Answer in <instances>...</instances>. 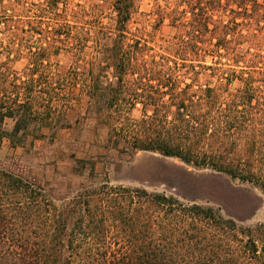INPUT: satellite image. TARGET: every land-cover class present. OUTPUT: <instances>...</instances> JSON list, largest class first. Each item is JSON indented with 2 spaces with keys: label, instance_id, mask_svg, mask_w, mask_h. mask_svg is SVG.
Returning <instances> with one entry per match:
<instances>
[{
  "label": "trees",
  "instance_id": "trees-1",
  "mask_svg": "<svg viewBox=\"0 0 264 264\" xmlns=\"http://www.w3.org/2000/svg\"><path fill=\"white\" fill-rule=\"evenodd\" d=\"M41 1H8L0 13V51L7 62H28L25 81L10 79L0 63V125L13 121L0 141L17 148L45 138L56 102L79 85L95 130H107L106 147L118 158L155 153L264 196V5L148 0L154 29L168 21L176 31L155 52L149 33L130 29L142 0H114L111 27L92 26L93 54L82 56L67 0ZM216 9L230 20H214ZM73 46L85 66L53 73V57ZM73 194L54 199L0 169V264H264V223L243 228L218 209L107 181Z\"/></svg>",
  "mask_w": 264,
  "mask_h": 264
},
{
  "label": "rangeland",
  "instance_id": "rangeland-1",
  "mask_svg": "<svg viewBox=\"0 0 264 264\" xmlns=\"http://www.w3.org/2000/svg\"><path fill=\"white\" fill-rule=\"evenodd\" d=\"M8 1L16 0H0V13L3 6L8 5ZM113 1L67 0V12H75L77 16L76 26L80 28L78 37L80 40L76 44L82 56L93 54L92 26L111 27L114 18L111 8ZM25 2L36 4L42 1L25 0ZM258 2L264 5V0H258ZM222 3H227L232 10L237 9L236 4L228 0H222ZM153 8L152 1L142 0L139 9L141 15L134 17L130 29L132 33L136 30L149 33L150 43L148 45L158 52L159 45L171 40L176 35V31L167 25L168 21L155 30L154 17L151 16ZM213 14L214 20H222L223 23H227L231 18L229 12L222 9L214 10ZM4 40L5 36L0 34V41L6 44ZM62 48L58 56L52 59L51 71L60 76H66L76 69L81 71L85 64L83 61L76 62L75 46L70 52ZM16 56L11 55L10 61L7 62L6 53L0 51V63L7 62L12 72L10 79L17 77L25 81L27 58ZM206 63L209 65L210 59H207ZM212 82L214 83V80ZM237 86L238 83H234L232 88ZM69 95L68 99L56 102L58 113L54 116V129L43 130L45 135L43 139L26 138L23 147H17L25 154L23 161L32 162L33 159H39L50 169L58 166L63 175L75 178L74 185L78 187L89 184L99 185L107 181L111 185L138 188L148 193L173 197L183 204L218 209L224 218L234 221L236 225L243 228L264 223V196L248 184L233 181L209 170H196L177 159L164 158L155 153L137 152L131 158H118L113 150L106 147L108 145L107 130H95L94 117L87 110L88 102L86 97L81 95L79 85L71 90ZM141 115L139 106L131 112V117L134 119H139ZM12 128L13 121L5 118L0 125V136L9 133ZM33 147H36V150H33ZM9 149V141L2 139L0 141V169L12 172L16 169L17 162ZM91 169L93 172L90 175ZM46 193L49 195L48 192ZM73 196L74 194L70 195L69 199Z\"/></svg>",
  "mask_w": 264,
  "mask_h": 264
},
{
  "label": "crops",
  "instance_id": "crops-1",
  "mask_svg": "<svg viewBox=\"0 0 264 264\" xmlns=\"http://www.w3.org/2000/svg\"><path fill=\"white\" fill-rule=\"evenodd\" d=\"M10 154L15 156L17 166L12 171L15 175L40 186L54 199H65L77 191L80 187L75 186V178L62 174L61 168L47 167L41 160L31 162L23 161L25 154L22 149L10 148ZM36 150V147H33Z\"/></svg>",
  "mask_w": 264,
  "mask_h": 264
}]
</instances>
